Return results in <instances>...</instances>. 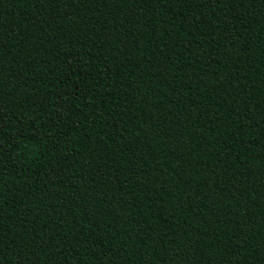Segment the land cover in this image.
I'll return each instance as SVG.
<instances>
[{"label": "trees", "instance_id": "trees-1", "mask_svg": "<svg viewBox=\"0 0 264 264\" xmlns=\"http://www.w3.org/2000/svg\"><path fill=\"white\" fill-rule=\"evenodd\" d=\"M0 264H264V0H0Z\"/></svg>", "mask_w": 264, "mask_h": 264}]
</instances>
